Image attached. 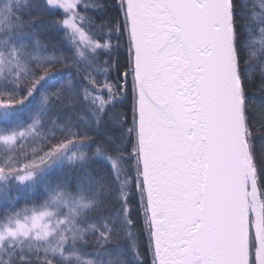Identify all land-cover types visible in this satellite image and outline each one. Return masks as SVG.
<instances>
[{
	"label": "snow or ice",
	"instance_id": "6c2138e0",
	"mask_svg": "<svg viewBox=\"0 0 264 264\" xmlns=\"http://www.w3.org/2000/svg\"><path fill=\"white\" fill-rule=\"evenodd\" d=\"M114 6L0 0V264H264V0Z\"/></svg>",
	"mask_w": 264,
	"mask_h": 264
},
{
	"label": "trees",
	"instance_id": "16d2710c",
	"mask_svg": "<svg viewBox=\"0 0 264 264\" xmlns=\"http://www.w3.org/2000/svg\"><path fill=\"white\" fill-rule=\"evenodd\" d=\"M97 2H100V0H97ZM102 2L105 5V9H104L105 17L114 16L116 14V8L114 5L118 2V0H102ZM90 14L97 15V16L100 15L99 13H90ZM113 75H115V73H113ZM122 103L124 105H128V106H130V104H131V78L130 77H129V84H128V95H127V98ZM118 107H120V106L118 105ZM120 110L125 111L128 109L120 108ZM129 118H130V111H129ZM257 143L259 144V141ZM39 198L42 199L43 197L40 196ZM23 203H24V201L21 200L17 203L16 206L20 207L23 205ZM133 216L135 217V213H133ZM140 244H141L140 252H141V255L143 256L145 253V247L147 244L146 238L141 239ZM147 264H151V255L150 254L147 256Z\"/></svg>",
	"mask_w": 264,
	"mask_h": 264
}]
</instances>
